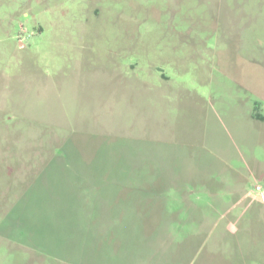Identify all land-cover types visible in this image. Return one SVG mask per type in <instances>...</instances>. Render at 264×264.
<instances>
[{
  "label": "rangeland",
  "instance_id": "1",
  "mask_svg": "<svg viewBox=\"0 0 264 264\" xmlns=\"http://www.w3.org/2000/svg\"><path fill=\"white\" fill-rule=\"evenodd\" d=\"M256 112L264 0H0V264H264Z\"/></svg>",
  "mask_w": 264,
  "mask_h": 264
},
{
  "label": "crops",
  "instance_id": "2",
  "mask_svg": "<svg viewBox=\"0 0 264 264\" xmlns=\"http://www.w3.org/2000/svg\"><path fill=\"white\" fill-rule=\"evenodd\" d=\"M262 188H260V192L258 193L257 191H248L245 194H243L242 197L236 200V202L232 203L227 207V210L225 211H234L236 210L243 202L248 199L244 203L243 208L241 211H247L249 208L252 209L253 211H264V193L261 192ZM249 209V210H250ZM228 228L231 230V232H237L238 226L237 224L233 223H228Z\"/></svg>",
  "mask_w": 264,
  "mask_h": 264
},
{
  "label": "trees",
  "instance_id": "3",
  "mask_svg": "<svg viewBox=\"0 0 264 264\" xmlns=\"http://www.w3.org/2000/svg\"><path fill=\"white\" fill-rule=\"evenodd\" d=\"M255 116H256L257 118H259V119H264V114H262V113L256 112V113H255Z\"/></svg>",
  "mask_w": 264,
  "mask_h": 264
}]
</instances>
